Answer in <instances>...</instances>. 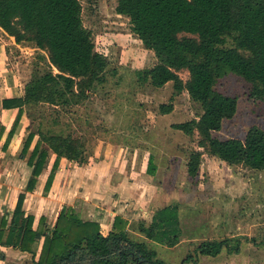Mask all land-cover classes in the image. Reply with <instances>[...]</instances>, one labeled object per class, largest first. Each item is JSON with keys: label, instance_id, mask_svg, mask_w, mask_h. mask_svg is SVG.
Masks as SVG:
<instances>
[{"label": "trees", "instance_id": "obj_1", "mask_svg": "<svg viewBox=\"0 0 264 264\" xmlns=\"http://www.w3.org/2000/svg\"><path fill=\"white\" fill-rule=\"evenodd\" d=\"M115 11L128 18L131 32L156 59L152 66L134 71L137 81L155 88L171 82L170 100L185 91L200 109L195 117L171 125L187 136H197L185 162L187 178L197 183L203 154L263 170V128L250 126L243 139H219L213 132L237 109V97L216 88L222 77H241L249 84V96L264 102V0H117ZM0 30L16 44L35 48L43 60L42 70L36 68L23 83L22 96L8 101L18 108L8 138L25 112L28 135L20 156L29 175L23 190L35 189L54 155L43 187L46 193L60 158L82 164L93 153L88 136L61 120H80L73 114L106 82L110 61L95 50L79 0H0ZM182 70L187 72L185 80L179 76ZM172 108V101L162 103L159 112L166 114ZM153 159L150 154L146 168L152 176L157 169ZM23 200L24 193L15 208L4 209L0 217V247L29 253V264H168L146 242L130 235L120 216L114 217L104 235L97 220L81 218L72 206L64 205L49 225L43 215L35 220L26 213ZM178 209L177 203L169 204L157 209L151 222L142 220L133 226L149 240L171 247L179 235ZM231 242L204 240L196 251L203 256H216L223 249L238 253L239 239ZM4 259L0 249V260Z\"/></svg>", "mask_w": 264, "mask_h": 264}, {"label": "rangeland", "instance_id": "obj_2", "mask_svg": "<svg viewBox=\"0 0 264 264\" xmlns=\"http://www.w3.org/2000/svg\"><path fill=\"white\" fill-rule=\"evenodd\" d=\"M79 1L83 24L92 33L95 50L106 55L110 65L106 82L98 85L73 114L80 120L72 122L64 117L61 124L68 122L71 129L87 135L93 152L103 141L117 148L139 149V158L145 153L152 154L156 170L163 173V188L167 190L163 203H176L179 197L177 202L186 210L182 212L183 235L176 247L158 246L147 241L148 238L137 240L146 242L168 264H182L184 259L183 264H264V169H246L203 154L197 183L187 178L185 162L190 150L195 148L197 136H187L171 125L195 117L200 111L198 105L185 91L170 100L171 82L155 88L137 81L134 71L152 66L156 59L131 32L128 18L116 13L117 0ZM9 47L8 65L23 86L36 68L42 70L43 60L38 59V51L31 46ZM179 76L185 80L187 72L182 70ZM216 88L236 96L237 109L232 118L222 121L220 130L213 132V136L243 139L252 125L264 129V102L249 96L246 81L228 74L217 82ZM170 101L172 111L160 113L159 105ZM28 175L29 168L22 162L0 166V181L6 182L10 177L6 183L7 199V194L0 192V213L9 207L12 189H22ZM202 197L207 201L203 208L198 206ZM34 204L36 198L27 195L23 209L27 213L35 209L38 214L41 201L37 206ZM225 238L232 240L231 245L235 243L233 239H239L240 251L229 254L223 249L216 256H203L196 251L201 241Z\"/></svg>", "mask_w": 264, "mask_h": 264}, {"label": "crops", "instance_id": "obj_3", "mask_svg": "<svg viewBox=\"0 0 264 264\" xmlns=\"http://www.w3.org/2000/svg\"><path fill=\"white\" fill-rule=\"evenodd\" d=\"M12 45L17 48L20 46L15 43L13 37L8 36L0 30L1 167H9L11 163L16 162H22L26 165L25 160L21 159L20 156L23 143L28 135L27 127L29 121L26 114L22 113L19 116L14 132L8 138V132L11 130L13 122L18 115V108L11 107L8 101L20 98L23 91V86L18 82L16 73L7 62V52L11 49L9 46ZM4 102H7L8 105H4ZM36 140L37 137L35 136L28 152L33 149ZM138 150H129L122 146L117 148V146L111 145L110 142L103 143L102 141V143L94 148V152L85 164H78L65 158H60L52 184L49 190L43 193L48 169H50L55 159V156L52 155L47 170L40 176L33 191L25 192L23 190L24 186L22 189L21 187L19 189H12L13 191L10 196L11 203L7 210L12 211L16 206L19 195L24 193L22 206L27 195L36 198L35 206H37L38 201H41V208L38 214H35V209L33 213H30L35 216V220L43 215L46 218V222L52 225L64 205L72 206L81 218L97 220L104 235L111 229L114 217L120 216L127 221L130 235L136 239L138 237L147 239L144 235L138 233L133 225L142 220L145 223L151 222L155 211L169 204L163 203V200L165 201L167 198V190L163 188V173L156 170L153 176L147 174L146 168L150 154H142L139 158ZM6 180V182L0 181V192H4V194L8 193L6 183L10 182V177ZM7 197L8 194L6 199ZM178 199L180 198L178 197ZM178 199L175 202L179 206V235L176 243L169 248L176 247L183 235L181 227L182 212L186 210L177 202ZM0 202L2 203L1 197ZM199 203L198 206L201 208L205 207L207 204L206 198L202 197ZM3 212L0 213V217ZM85 215L87 217H84ZM51 219L52 223L49 222ZM147 241L158 246H163L153 240ZM0 249L5 253V259L0 260V264H29L30 262L31 255L27 252H21L11 247H0ZM37 255L35 256V260L37 259ZM163 261L166 260L163 259Z\"/></svg>", "mask_w": 264, "mask_h": 264}]
</instances>
